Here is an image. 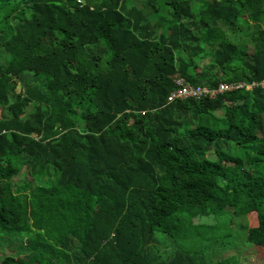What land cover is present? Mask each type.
Returning <instances> with one entry per match:
<instances>
[{"label":"trees","instance_id":"16d2710c","mask_svg":"<svg viewBox=\"0 0 264 264\" xmlns=\"http://www.w3.org/2000/svg\"><path fill=\"white\" fill-rule=\"evenodd\" d=\"M177 77L264 80V0H0V264H239L194 249L222 211L264 253V88Z\"/></svg>","mask_w":264,"mask_h":264},{"label":"rangeland","instance_id":"374dc122","mask_svg":"<svg viewBox=\"0 0 264 264\" xmlns=\"http://www.w3.org/2000/svg\"><path fill=\"white\" fill-rule=\"evenodd\" d=\"M252 27L245 29L239 28L235 33H228L227 37L240 44L249 43ZM218 36V34H217ZM218 38V37H214ZM223 111L216 112V116H222ZM210 158H216L213 153L209 155ZM25 172V170H23ZM217 222V226L215 224ZM256 223L255 215L250 214L245 217H235L230 211H222L219 216H201L195 217L192 221V226L197 229L203 237L208 241H204L201 245L194 247V249H201L200 256L203 260L230 259L238 260L239 264H263L264 253L263 250L251 243H247L245 239V227L253 226ZM190 233V232H189ZM213 236V237H212ZM185 238V237H184ZM212 238V240H211ZM163 240H159L154 243V248L169 249V245L162 243ZM190 241L189 236L185 238L184 244L189 248L192 245H187ZM19 246L17 242L0 245V260L2 259L4 252L18 253Z\"/></svg>","mask_w":264,"mask_h":264},{"label":"built area","instance_id":"2783aa9c","mask_svg":"<svg viewBox=\"0 0 264 264\" xmlns=\"http://www.w3.org/2000/svg\"><path fill=\"white\" fill-rule=\"evenodd\" d=\"M175 88L170 92L167 97L168 102L175 100L185 99H201V98H214L218 94L230 92L236 89L245 87L251 89L254 86H260L264 88V80L259 83H252L251 85H244L243 83H220L217 88H207L203 86H192L188 84L183 78L177 77L174 79Z\"/></svg>","mask_w":264,"mask_h":264}]
</instances>
